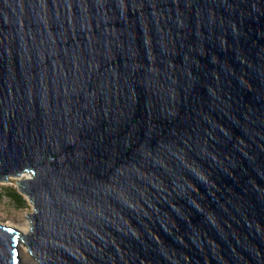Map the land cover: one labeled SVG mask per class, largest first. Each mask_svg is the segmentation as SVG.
Segmentation results:
<instances>
[{"label":"water","instance_id":"1","mask_svg":"<svg viewBox=\"0 0 264 264\" xmlns=\"http://www.w3.org/2000/svg\"><path fill=\"white\" fill-rule=\"evenodd\" d=\"M0 264H264V0H0Z\"/></svg>","mask_w":264,"mask_h":264},{"label":"rangeland","instance_id":"2","mask_svg":"<svg viewBox=\"0 0 264 264\" xmlns=\"http://www.w3.org/2000/svg\"><path fill=\"white\" fill-rule=\"evenodd\" d=\"M16 180L12 182L0 184V192L3 194L0 198V225L18 227L23 224L29 214L33 212V205L30 204L28 197L19 192L16 187ZM14 187L23 196L25 205H19L17 202L9 198L6 194V189ZM28 229V228H27ZM27 253L26 249L24 250ZM23 264H25V259Z\"/></svg>","mask_w":264,"mask_h":264},{"label":"bare ground","instance_id":"3","mask_svg":"<svg viewBox=\"0 0 264 264\" xmlns=\"http://www.w3.org/2000/svg\"><path fill=\"white\" fill-rule=\"evenodd\" d=\"M27 177H29L28 174H23L20 177H18L17 180L26 179ZM30 226H31L30 220L27 219L23 224H21L20 226L16 228L21 230L24 234H28ZM24 259H25V264H36L33 257L28 253L23 254V261Z\"/></svg>","mask_w":264,"mask_h":264},{"label":"trees","instance_id":"4","mask_svg":"<svg viewBox=\"0 0 264 264\" xmlns=\"http://www.w3.org/2000/svg\"><path fill=\"white\" fill-rule=\"evenodd\" d=\"M5 192L9 198H11L15 202H17L19 205H25L26 204L23 196L18 192V190L16 188H14V187L7 188ZM2 195L3 194L0 192V198L2 197Z\"/></svg>","mask_w":264,"mask_h":264}]
</instances>
